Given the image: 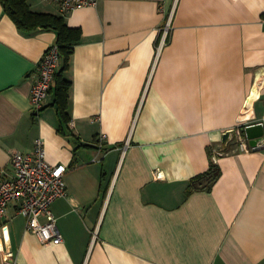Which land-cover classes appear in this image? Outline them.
<instances>
[{
	"label": "crops",
	"instance_id": "obj_1",
	"mask_svg": "<svg viewBox=\"0 0 264 264\" xmlns=\"http://www.w3.org/2000/svg\"><path fill=\"white\" fill-rule=\"evenodd\" d=\"M28 1L82 39L65 71L68 121L56 78L36 113L57 32L21 29L0 0V176L39 137L67 166L52 205L63 242L43 244L9 206L1 234L18 264H264V0H99L65 14ZM212 159L221 173L205 188Z\"/></svg>",
	"mask_w": 264,
	"mask_h": 264
},
{
	"label": "built area",
	"instance_id": "obj_2",
	"mask_svg": "<svg viewBox=\"0 0 264 264\" xmlns=\"http://www.w3.org/2000/svg\"><path fill=\"white\" fill-rule=\"evenodd\" d=\"M57 3L62 13L77 7L97 6L99 0H46ZM167 33V30H166ZM61 55L57 44L50 46L39 64V76L32 89V108L39 113L45 106L52 88L55 74L60 65ZM101 139H104L102 136ZM239 148L249 151L247 140L240 136ZM215 155L224 154L223 150L214 149ZM14 172L2 171L0 176V253L7 264H18L17 254L7 248L1 234L2 221L7 217L12 203L17 205V214L26 218L27 229L38 235L45 245L63 242L57 217L52 209L53 203L68 194L65 164H52L47 160L44 140H35L31 152L16 151L12 156ZM158 177L161 173L157 174Z\"/></svg>",
	"mask_w": 264,
	"mask_h": 264
},
{
	"label": "trees",
	"instance_id": "obj_3",
	"mask_svg": "<svg viewBox=\"0 0 264 264\" xmlns=\"http://www.w3.org/2000/svg\"><path fill=\"white\" fill-rule=\"evenodd\" d=\"M6 11L23 30L32 31L38 28H51L57 32V42L60 49V68L55 74V105L63 121H68V100L70 94V81L65 76L69 67L74 47L82 39V31L78 27H71L64 15L37 12L31 9L28 0H2ZM213 157V153H212ZM220 167L212 159L210 169L200 179H205V188H211L220 176Z\"/></svg>",
	"mask_w": 264,
	"mask_h": 264
},
{
	"label": "water",
	"instance_id": "obj_4",
	"mask_svg": "<svg viewBox=\"0 0 264 264\" xmlns=\"http://www.w3.org/2000/svg\"><path fill=\"white\" fill-rule=\"evenodd\" d=\"M257 128H259L257 125H249L245 128V133L246 136L249 140H251V144L254 145V139L256 138V135H254L255 131ZM231 136V132H226L224 134V140L229 139V137Z\"/></svg>",
	"mask_w": 264,
	"mask_h": 264
},
{
	"label": "bare ground",
	"instance_id": "obj_5",
	"mask_svg": "<svg viewBox=\"0 0 264 264\" xmlns=\"http://www.w3.org/2000/svg\"><path fill=\"white\" fill-rule=\"evenodd\" d=\"M248 105V104H247ZM251 112V111H250Z\"/></svg>",
	"mask_w": 264,
	"mask_h": 264
}]
</instances>
